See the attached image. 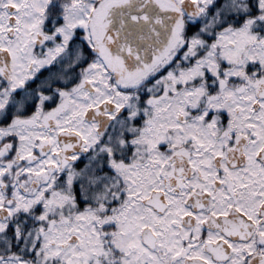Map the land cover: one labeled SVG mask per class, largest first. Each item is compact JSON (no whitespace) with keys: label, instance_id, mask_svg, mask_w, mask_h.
Instances as JSON below:
<instances>
[{"label":"snow or ice","instance_id":"1","mask_svg":"<svg viewBox=\"0 0 264 264\" xmlns=\"http://www.w3.org/2000/svg\"><path fill=\"white\" fill-rule=\"evenodd\" d=\"M0 264H264V0H0Z\"/></svg>","mask_w":264,"mask_h":264}]
</instances>
